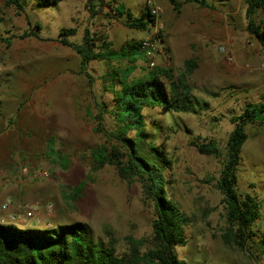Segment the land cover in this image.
I'll return each mask as SVG.
<instances>
[{
  "label": "rangeland",
  "instance_id": "rangeland-1",
  "mask_svg": "<svg viewBox=\"0 0 264 264\" xmlns=\"http://www.w3.org/2000/svg\"><path fill=\"white\" fill-rule=\"evenodd\" d=\"M207 1L214 8L186 2L177 13L169 0H153L160 10L159 20L152 24L160 37L153 66L143 54L132 61L92 59L83 72L79 53L61 43V29L75 28V34L67 38L74 44H80L88 30L95 50L104 40L118 51L129 42L139 44L153 28L126 26L127 16L118 15L116 6L122 4L140 17L144 7H149L148 0H58L46 7L28 0L22 11L0 0V34L16 35L9 45L0 41V90H17L24 96L26 139L39 142L31 169L49 171L43 180L29 178L41 184L38 192L45 195L44 205L53 204L51 213H36L26 227L81 221L92 227L96 239H112L118 255L128 256L134 246L140 252L153 247V208L141 182L121 177L113 164L95 170L90 152L101 144L125 152L111 135L118 126L109 111L113 105L109 72L132 66L131 80L144 78L157 68L166 69L160 80L170 90V82L182 85L183 62L193 58L196 67L185 81L199 101L196 111L172 113L161 107L143 111L147 142L151 140L168 159L163 170L166 193L186 218V242L176 246L175 252L184 264H264V124L246 125L248 137L237 175L238 191L259 203L249 240L255 259L223 241L226 206L218 187L227 139L234 127L231 118L240 115L247 103L264 102V47L247 30L245 0ZM254 18L261 21L260 11ZM30 30L36 36L19 37ZM102 102L107 104L101 116L105 132H96L94 116ZM36 118L40 132L28 129ZM134 134L129 130L126 135ZM208 142L215 143L218 154L198 149ZM148 148L146 143L144 153ZM81 182L84 187L74 199L72 189Z\"/></svg>",
  "mask_w": 264,
  "mask_h": 264
},
{
  "label": "trees",
  "instance_id": "trees-1",
  "mask_svg": "<svg viewBox=\"0 0 264 264\" xmlns=\"http://www.w3.org/2000/svg\"><path fill=\"white\" fill-rule=\"evenodd\" d=\"M37 6H50L58 0H34ZM175 10L180 12L182 3L194 2L199 6L214 8L207 0H169ZM245 13L248 19L247 30L264 47V0H245ZM28 0H4L6 6H13L17 11L25 9ZM92 5V4H91ZM118 15L126 14L125 25L137 30H146L155 21L148 6L143 9V15L137 17L122 4L116 6ZM94 12V5L91 6ZM257 11L262 19L254 18ZM37 27L39 25L37 24ZM75 28L61 29V43L73 47L81 56L80 67L86 72L88 62L92 59H128L135 60L143 56L138 42H129L120 50H113L108 42L102 41L96 46L88 30L79 44L70 42L67 38L75 34ZM0 34V41L9 45L11 38ZM36 36L32 30L19 37ZM184 72L179 75L182 85L170 82L167 90L160 80L161 74H167L166 69L157 68L144 78L128 79L133 67L125 66L109 72L107 79L113 91V105L109 109L113 113L116 131L111 135L124 147L125 152L118 147L109 149L101 144L92 149L91 156L95 170L105 164H113L118 174L127 179H138L143 193L151 202L153 218L151 220L152 248L140 252L138 247L131 249V254L121 256L115 252L114 241H102L93 236L92 227L86 222H70L53 227H23L16 224H0V264H184L178 258L176 246L186 242L184 234L185 216L178 205L167 195L165 188L164 168L169 164L164 151L160 150L151 140L147 142L148 131L145 128L146 107H161L167 112H195L199 101L191 92V87L185 81L187 75L193 72L196 63L193 58L184 60ZM171 77V75L169 74ZM120 86L115 89L114 85ZM95 114L96 132H105L102 126V114L107 104H97ZM233 130L227 139L226 155L218 177V187L221 190L222 201L226 206L227 226L221 237L225 244L243 249L252 259L251 227L257 219L259 203L250 194L240 193L237 188L238 165L243 144L248 137L246 125L252 123L264 124V102H250L238 116L231 118ZM129 130H134L133 136H127ZM151 133V132H150ZM148 143V152L144 153ZM201 152L218 154L214 142L198 145ZM84 182L74 187L73 198L76 199L84 187ZM264 242V239H262Z\"/></svg>",
  "mask_w": 264,
  "mask_h": 264
},
{
  "label": "crops",
  "instance_id": "crops-1",
  "mask_svg": "<svg viewBox=\"0 0 264 264\" xmlns=\"http://www.w3.org/2000/svg\"><path fill=\"white\" fill-rule=\"evenodd\" d=\"M27 111L20 91L0 90V203L5 199L12 201L7 210L0 213L4 220L0 224L12 223L20 228L27 226L22 217L26 207H32L34 214L41 216L43 212L48 213L45 195L38 192L41 184L32 181L27 174L35 163L34 151L39 149L38 141L26 139ZM36 121L37 118L30 122L28 129L40 132Z\"/></svg>",
  "mask_w": 264,
  "mask_h": 264
},
{
  "label": "built area",
  "instance_id": "built-area-1",
  "mask_svg": "<svg viewBox=\"0 0 264 264\" xmlns=\"http://www.w3.org/2000/svg\"><path fill=\"white\" fill-rule=\"evenodd\" d=\"M149 4V9L150 13L154 16L155 21L159 20V15H160V10L159 8L153 3V0H148ZM153 28L152 32L147 36L145 39L141 40L139 43V47L142 50L145 58L148 61V64L150 66H153L155 63L156 55L159 53V40L160 37L157 34V27L154 25L151 26ZM30 177L38 179V180H43L45 178L49 177V171L48 169L44 168L42 170L38 169H29V172H27ZM12 203L11 199H5L2 203H0V213L3 211H6L8 206H10ZM53 208V204L49 203L47 205V212L51 213ZM35 216L34 214V209L32 207H27L24 214H23V219L24 220H30ZM0 222H4L3 218H0Z\"/></svg>",
  "mask_w": 264,
  "mask_h": 264
}]
</instances>
